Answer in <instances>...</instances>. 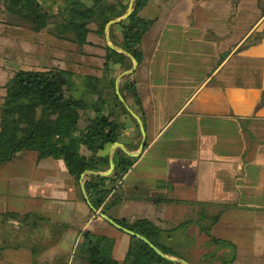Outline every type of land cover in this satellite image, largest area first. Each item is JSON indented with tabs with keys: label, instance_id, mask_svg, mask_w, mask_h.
I'll list each match as a JSON object with an SVG mask.
<instances>
[{
	"label": "crops",
	"instance_id": "0c3cea01",
	"mask_svg": "<svg viewBox=\"0 0 264 264\" xmlns=\"http://www.w3.org/2000/svg\"><path fill=\"white\" fill-rule=\"evenodd\" d=\"M171 1L148 0L140 11L154 20L135 73L148 146L118 189L121 200L109 215L154 223L150 212L171 214L154 224L166 243L198 263L206 254L230 253L208 246L200 228L219 216L212 233L235 243L239 258L241 247L256 244L245 224L264 212V139L248 140L252 126L264 122V0H173L168 6ZM155 8L159 12L153 14ZM49 29L41 31L45 44L61 45L70 64L73 53L79 56L77 44ZM249 37L256 44L237 52ZM195 51L203 53L204 62L191 63ZM222 56L227 57L220 63ZM48 63L42 62L44 69ZM91 210L81 180L70 175L64 160L39 159L27 151L0 163V264H76L85 231L113 237L114 257L124 260L131 236ZM7 213L16 215L6 220ZM25 214L31 216L24 220ZM207 259L221 264L219 257Z\"/></svg>",
	"mask_w": 264,
	"mask_h": 264
},
{
	"label": "trees",
	"instance_id": "16d2710c",
	"mask_svg": "<svg viewBox=\"0 0 264 264\" xmlns=\"http://www.w3.org/2000/svg\"><path fill=\"white\" fill-rule=\"evenodd\" d=\"M129 1L0 0V11L4 14L20 17L40 30L50 28L55 36L76 43L80 59L75 69L20 67L4 83L0 96V163L12 161L27 151L37 153L39 159H62L70 175L80 184L81 176L87 170L109 169V149L116 141H123L131 150L138 149L142 140L139 124L116 92L118 76L132 68L133 60L126 53L112 49L105 33L111 19L126 13ZM147 3L148 0H136L133 13L110 28L112 42L132 54L139 64L144 60V38L154 23L153 19L140 16ZM256 42L249 37L237 52ZM89 47H92L91 53ZM226 57L222 56L220 63ZM87 62L86 71H80ZM135 73L122 78L120 91L145 125L146 113ZM261 105L264 106V89ZM249 122L250 118L246 119L247 124L243 128ZM132 128L135 135L131 137ZM249 134L253 140L264 139L256 137L253 130H249ZM138 159L117 148L116 168L111 175L86 176L89 198L97 209L109 215L110 209L120 202L121 196L117 191ZM13 215L16 214L7 213L4 217L7 220ZM23 216L25 220L31 215ZM219 220L218 216L209 225H201V231L209 237L208 246L214 245L218 250L229 248L232 252L221 256L206 254L198 263L166 243L162 230L151 221L116 219L123 226L149 238L165 253L183 257L192 264H209L207 258L218 257L221 264H232L237 260V245L212 233ZM131 240L127 256L121 261L114 257L113 237L85 231L75 252L76 264H181L163 258L135 236L131 235Z\"/></svg>",
	"mask_w": 264,
	"mask_h": 264
},
{
	"label": "rangeland",
	"instance_id": "374dc122",
	"mask_svg": "<svg viewBox=\"0 0 264 264\" xmlns=\"http://www.w3.org/2000/svg\"><path fill=\"white\" fill-rule=\"evenodd\" d=\"M172 1L169 2L168 6L171 5ZM151 12L154 14L156 12H159V10L155 8L153 11L151 10ZM11 17L13 18H10V15H6V14L4 15V13L3 16L0 15V93L3 92L2 91L3 84L7 82L14 75L15 70L20 67L32 68V69H41V68L44 69L42 62L44 64L46 62L48 63L49 61L51 67L61 66L64 68H68L69 66L70 69H75V65L79 63L78 61H80L79 57L72 55L70 60L71 62L69 64V62L63 60L64 55L67 54V52H64L62 50L61 45H57V47L54 44L46 45L43 39V35L41 33L42 30H40L36 25L30 22L26 23L25 20L21 19L20 17L19 18L16 16H11ZM55 37L60 38L57 36ZM64 40L74 43L73 41H70L68 39H64ZM46 46H50V47L47 48ZM39 50L47 51V56L39 53L38 52ZM85 50H87V48H85ZM190 53H191L190 57L191 58L193 57L191 60L192 64H195L198 61L204 62V56L202 52L200 54H197L196 51L195 53L193 52ZM81 70L83 72L86 71L84 67H81ZM252 130L257 135L256 137H260V138L261 136L264 137V122L262 125L258 123L253 125ZM248 140L250 143L251 142L250 137H248ZM256 140L258 139L256 138ZM250 149L254 150L253 144H250ZM134 179H135V174L131 175V177L127 180V183L128 182L132 183ZM142 193L144 194L146 193V191L143 190ZM151 203L155 205L154 201H151ZM131 208H133V206L128 205L125 208V210H127V212L131 214V212H133L132 210H134V208L133 209ZM137 210H139V208H136L135 212H137ZM168 212L172 213V210ZM161 213L162 211L161 212L156 211L153 213L150 212L151 214L149 215L150 220H152L156 224H161L163 220H169L171 214L167 213L168 218H166V216H162ZM179 216L185 217V215H183L182 213H180ZM212 221L213 220H210L209 223H211ZM245 229L246 231L250 229L252 230V235L256 240V244L253 243L252 245L248 244L241 247L239 250L241 255L239 256V258H237L236 261L239 264H264V212L258 214L255 223L253 224L246 223ZM230 252L232 251L230 250ZM251 255L255 257V260L253 258L255 262L249 261Z\"/></svg>",
	"mask_w": 264,
	"mask_h": 264
},
{
	"label": "water",
	"instance_id": "95a60500",
	"mask_svg": "<svg viewBox=\"0 0 264 264\" xmlns=\"http://www.w3.org/2000/svg\"><path fill=\"white\" fill-rule=\"evenodd\" d=\"M135 2L136 0H130L129 1V6L128 9L126 11V13L120 17L117 18H113L111 19L105 28V33H106V39H107V43L108 45L114 49L117 50L119 52H123L126 53L129 57H131V59L133 60V66L131 69L124 71L123 73H121L117 80H116V92L120 98V100L123 102V104L125 105L126 109L130 112V114L137 120L139 127H140V131L142 133V140L140 142V145L138 147L137 150H130L127 145L121 141H116L112 146H111V154H110V167L107 171H95V170H87L86 172H84L81 176V186H82V191L83 194L86 198V200L88 201L91 209L100 217H102L105 221L109 222L111 225L115 226L118 229H121L122 231L135 236L141 240H143L144 242H146L151 248H153L160 256H162L165 259L174 261V262H178L181 264H191L188 260H186L183 257H177V256H173L170 254L165 253L161 248H159L157 245H155L149 238H147L146 236L132 230L129 229L125 226H123L122 224H120L119 222H117L115 219H113L110 215L104 213L101 209H97L93 204L92 201L89 198V194L86 188V176L87 175H100V176H109L111 175L115 168H116V162H115V151L117 150V148H121L126 154H128L131 157H140L146 147V143H147V132H146V128L144 125V122L142 120V118L131 108V106L127 103L126 99L124 98V96L122 95L121 91H120V82L122 80V78L126 75L132 74L134 73L138 66H139V61L130 53L126 52L124 49L116 46L112 40H111V35H110V28L113 24H116L120 21H123L124 19H126L127 17H129L133 11H134V7H135Z\"/></svg>",
	"mask_w": 264,
	"mask_h": 264
},
{
	"label": "built area",
	"instance_id": "2783aa9c",
	"mask_svg": "<svg viewBox=\"0 0 264 264\" xmlns=\"http://www.w3.org/2000/svg\"><path fill=\"white\" fill-rule=\"evenodd\" d=\"M120 184V182L118 183V185Z\"/></svg>",
	"mask_w": 264,
	"mask_h": 264
}]
</instances>
